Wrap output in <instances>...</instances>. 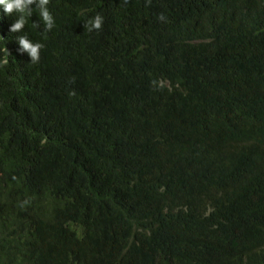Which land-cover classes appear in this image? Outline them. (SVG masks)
<instances>
[{"label": "trees", "instance_id": "trees-1", "mask_svg": "<svg viewBox=\"0 0 264 264\" xmlns=\"http://www.w3.org/2000/svg\"><path fill=\"white\" fill-rule=\"evenodd\" d=\"M31 8L0 5V264H264V0Z\"/></svg>", "mask_w": 264, "mask_h": 264}, {"label": "clouds", "instance_id": "clouds-1", "mask_svg": "<svg viewBox=\"0 0 264 264\" xmlns=\"http://www.w3.org/2000/svg\"><path fill=\"white\" fill-rule=\"evenodd\" d=\"M50 0H0V5L3 6L4 13L8 16H12L13 13H19L20 15L18 18L15 19L13 23L10 25V32L18 33L23 31L25 24L27 22L26 17H30L32 15V8L31 6L35 4L40 10V16L44 22L46 30H51L54 25L55 21L51 13L49 12L47 5L49 4ZM157 19L161 21H165L166 17L163 13H161ZM104 24V17L100 14H97L93 19L87 21L85 27L89 32L93 30L99 31L102 29ZM34 27L39 28V23H33ZM3 38V37H0ZM17 41L19 44V51L21 53L27 52L28 55L31 57L32 63H38L40 59V50L44 47L42 43H33L27 36H19L17 37ZM7 54L10 55L7 48L5 49ZM8 64V60L5 58L0 61V67L6 66ZM28 201H24L21 206L23 207L24 204H27Z\"/></svg>", "mask_w": 264, "mask_h": 264}]
</instances>
